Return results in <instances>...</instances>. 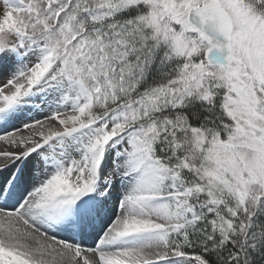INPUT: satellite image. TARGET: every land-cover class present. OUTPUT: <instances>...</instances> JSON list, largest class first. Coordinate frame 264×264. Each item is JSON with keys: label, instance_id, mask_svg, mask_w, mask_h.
<instances>
[{"label": "snow or ice", "instance_id": "snow-or-ice-1", "mask_svg": "<svg viewBox=\"0 0 264 264\" xmlns=\"http://www.w3.org/2000/svg\"><path fill=\"white\" fill-rule=\"evenodd\" d=\"M0 264H264V0H0Z\"/></svg>", "mask_w": 264, "mask_h": 264}]
</instances>
